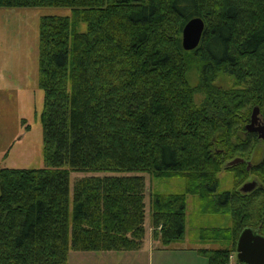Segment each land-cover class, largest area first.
I'll return each mask as SVG.
<instances>
[{
	"label": "trees",
	"instance_id": "obj_1",
	"mask_svg": "<svg viewBox=\"0 0 264 264\" xmlns=\"http://www.w3.org/2000/svg\"><path fill=\"white\" fill-rule=\"evenodd\" d=\"M34 7L71 13L39 19L44 166H0V264L140 251L147 196L159 250L184 240L187 196L201 216L227 217L194 235L203 247L189 250L207 264H228L245 228L264 237V139L245 129L254 107L264 124V0H0ZM193 18L204 28L185 51ZM220 75L232 86L217 85ZM235 158L244 163L225 167ZM222 171L234 173L229 191H218ZM71 172L104 174L75 179L70 193ZM145 175L179 179L183 191H147ZM250 176L258 186L241 193Z\"/></svg>",
	"mask_w": 264,
	"mask_h": 264
},
{
	"label": "rangeland",
	"instance_id": "obj_2",
	"mask_svg": "<svg viewBox=\"0 0 264 264\" xmlns=\"http://www.w3.org/2000/svg\"><path fill=\"white\" fill-rule=\"evenodd\" d=\"M70 13L68 8H0L1 167L31 169L44 166L42 126L39 119L42 111L43 92L37 85L38 23L42 16H69ZM76 31L85 32L86 24L80 22ZM197 80V73L191 72L190 83L195 85ZM232 83V79L225 75H220L216 80V84L223 88H229ZM259 119L261 121L260 116ZM262 150V144H256L255 148L251 150V152L253 151L252 155L248 157L251 164L257 162ZM103 174L71 172L69 175L70 193L75 179ZM218 178V191H229L236 182L234 173L227 171L220 172ZM251 180V176L246 179L247 182ZM145 183L147 191L160 193H181L183 191L182 181L179 179L151 178L145 175ZM197 204L198 200L195 197L187 196L185 237L183 241L170 245L172 249L159 250L157 242L151 237L147 196L145 218L147 235L140 251H69L68 264H207L205 257L189 250L203 247L197 243L194 244V235L199 227L225 226L227 217L201 216ZM234 256L230 257V264H237L236 256L235 258Z\"/></svg>",
	"mask_w": 264,
	"mask_h": 264
},
{
	"label": "water",
	"instance_id": "obj_3",
	"mask_svg": "<svg viewBox=\"0 0 264 264\" xmlns=\"http://www.w3.org/2000/svg\"><path fill=\"white\" fill-rule=\"evenodd\" d=\"M203 28V21L199 18H193L185 24L181 35L182 48L185 51H191L198 46ZM245 129L246 132L255 133L259 140L264 139V124L259 119L258 107L253 108L250 121ZM240 163H244V160L235 158L228 162L225 167H232ZM245 163L247 170H249L251 163L249 161ZM257 186V180L253 179L245 182L239 190L241 193H249ZM235 250L237 264H264V237L253 229L245 228L242 230L238 236Z\"/></svg>",
	"mask_w": 264,
	"mask_h": 264
},
{
	"label": "crops",
	"instance_id": "obj_4",
	"mask_svg": "<svg viewBox=\"0 0 264 264\" xmlns=\"http://www.w3.org/2000/svg\"><path fill=\"white\" fill-rule=\"evenodd\" d=\"M164 251V250H163ZM176 251H179V250H176ZM188 251V250H187ZM199 257V256H198Z\"/></svg>",
	"mask_w": 264,
	"mask_h": 264
},
{
	"label": "built area",
	"instance_id": "obj_5",
	"mask_svg": "<svg viewBox=\"0 0 264 264\" xmlns=\"http://www.w3.org/2000/svg\"><path fill=\"white\" fill-rule=\"evenodd\" d=\"M228 264H230V263H228Z\"/></svg>",
	"mask_w": 264,
	"mask_h": 264
}]
</instances>
